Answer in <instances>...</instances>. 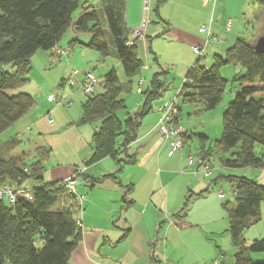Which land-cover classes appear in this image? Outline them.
Listing matches in <instances>:
<instances>
[{"label": "trees", "instance_id": "trees-1", "mask_svg": "<svg viewBox=\"0 0 264 264\" xmlns=\"http://www.w3.org/2000/svg\"><path fill=\"white\" fill-rule=\"evenodd\" d=\"M81 1L0 0V135L34 107L35 101L29 94L16 90L28 82L31 57L37 51L55 48L71 28L72 16ZM164 1L152 0V11L158 18V8ZM256 3L264 9V0H256ZM100 11L106 33L100 28L98 11L86 8L73 27L77 34L89 35V40L86 43L72 40L71 43L96 51L102 57L114 54L126 77L132 78L141 70L142 63L137 57L136 41L131 46L126 45L129 35L125 21L126 0H101ZM198 61L186 72L180 87L181 98L183 103H197L207 111L217 107L225 91L226 81L219 75L220 68L239 65L244 69L238 79L239 91L222 114V133L213 152L222 155L220 163L224 168L263 170L264 161L257 157L253 148L255 145L264 148V55L257 54L254 45L238 39L225 51L223 58H214L210 69L200 67ZM8 65H12L14 73L4 71ZM158 76L153 79L152 90L141 94L145 98L144 107L141 113L128 117L124 133H121L115 114L124 109L118 96L125 89L119 86L114 71L103 77L101 93L86 97L77 123L90 125L94 130L93 154L86 165L105 158H112L119 169L123 163H133L129 158L120 161L118 155L124 150H119L135 140L140 119L149 111L150 102L159 96L162 85ZM201 139L205 143L208 141L204 136ZM238 146L239 151L229 159L223 157ZM211 150L202 151L198 159L213 173L209 163ZM47 155L48 151L42 149L37 161L29 164L22 163L19 158L0 155V184L31 191L29 200L18 197L12 205L0 200V264H68L80 242L82 229L76 220L79 209L76 198L60 182L47 184L43 180L42 162ZM198 169L204 172V167L196 166ZM114 176L104 178L114 179ZM219 180L230 181L234 192L232 207L227 210L226 231L235 250L233 264H264V237L253 240L248 246L243 237L246 230L260 221L264 185L243 177H220ZM25 183L29 185L24 187ZM130 189L127 188V192ZM191 197L185 198L175 216L186 214ZM258 255L262 260L255 262L253 257Z\"/></svg>", "mask_w": 264, "mask_h": 264}, {"label": "crops", "instance_id": "crops-1", "mask_svg": "<svg viewBox=\"0 0 264 264\" xmlns=\"http://www.w3.org/2000/svg\"><path fill=\"white\" fill-rule=\"evenodd\" d=\"M189 1V7L195 11L197 7L195 0ZM199 1L206 9L207 15L198 13L200 20H197L199 18L196 14L192 17L196 19V24L199 26L208 23L211 42L208 39L207 46L209 45L217 54H225V51L238 39L248 42L243 33L247 32L249 24H252L253 28L249 32L253 36L249 44L253 45L264 34V31H258L254 26L260 17L253 12L256 9L249 6L248 0H240L241 7L227 8L228 10L224 9V6L230 0H217L215 3L202 0L204 4L201 0ZM252 4L257 5L256 0H252ZM209 5L213 6L214 13L218 6L219 9L224 10L223 14L221 11L216 13L218 15L216 23L226 18V29H228H225V32L213 26L215 19L208 17L210 11H207V7L209 9ZM129 11L127 10L128 18ZM256 11L262 14L263 20L264 10ZM141 20L142 13L140 18L132 20H127L125 15L126 24H129L130 28L140 25ZM232 21L238 23L240 27L247 26L242 32L238 30L242 29L240 27L237 31H233L230 26ZM73 25L72 21L70 32L68 29L62 38V40L65 38V42L62 43L61 40L55 48L42 52L44 56H41L39 51L33 55L41 57L40 60L43 61L44 67L53 63L58 64L59 67L66 66L61 87L67 85L68 69L75 68L77 64L72 51L73 46L78 44H72L71 41L78 40L79 43H86L89 40V35L77 34ZM255 30H257L256 33ZM149 31L147 27L145 37H148ZM182 31H180L181 37H184ZM196 36H190L191 45H205L206 38ZM136 43H139L137 45L139 47L141 45V50L147 57V41L144 43L140 40ZM193 48L197 47H192L191 52ZM59 51L62 53L59 54ZM216 56L219 57L213 55V60ZM188 69V66H184L183 70L177 71V77L183 81ZM220 77H222L221 74ZM97 78L103 81V78ZM39 87L38 93L35 89L33 91L30 89L16 90V92L30 96L34 94V97L36 95L35 104L23 118L0 135V138L6 135L5 141L0 142V155L6 158H19L22 163H25L29 156L34 157L31 162H36L42 149L48 151L47 157L42 162L43 180L47 184L61 182L72 175L75 169L85 167V172L78 177L79 180L77 179L79 189L77 192L84 198L82 200L84 211L80 216L82 235L68 264H211L214 261H218L217 264H233L235 250L226 232L229 208H227V203L222 204L217 195L210 194L208 191L221 181L219 180L221 176H217L210 184L205 179L202 180L197 183L199 191L191 193L188 189L191 183L182 180L187 179L182 175L188 172L181 170L184 154L170 153V141L164 140L157 128L160 108L153 121L148 120L152 114L151 108L149 109L140 119L135 131V140L119 150L124 151L123 154L118 155V159L120 161L125 158L132 159V164L123 163L119 169L112 158H105L86 165L93 154L91 138L94 130L92 126L78 125L80 117L76 119L67 117L63 121L44 116L45 112L50 113L46 110L51 109L50 104H46L47 96L45 100L43 98L49 86L45 83L39 84ZM179 89L180 87L175 93ZM49 118L52 122H49ZM64 133L67 138L60 139L59 136ZM57 155L60 157L55 165L53 158ZM65 155H68L69 159ZM109 175H115L114 179L104 178ZM174 180L177 182L171 184ZM127 188H131L129 192ZM157 190L161 192V196L155 201L153 195L157 193ZM189 195L192 197L189 199L188 211L184 215L175 216ZM262 207L264 208V202L260 205V213ZM162 209H164L163 213H161ZM174 210L176 212H173ZM263 236L264 231L262 230L254 233L253 238L261 239ZM253 238L251 240H254Z\"/></svg>", "mask_w": 264, "mask_h": 264}, {"label": "rangeland", "instance_id": "rangeland-1", "mask_svg": "<svg viewBox=\"0 0 264 264\" xmlns=\"http://www.w3.org/2000/svg\"><path fill=\"white\" fill-rule=\"evenodd\" d=\"M100 2L101 0H82L79 4L78 9L73 14L71 20L75 23L77 18L82 14V11L86 8H88V10L98 11L97 13L100 16V28L103 30V32L106 33V23L104 22L102 12L100 11ZM189 2V0H165L158 8L159 18L153 14L152 7L150 8V10H148L147 17L149 16L150 18L148 19L149 22L147 27L150 30V33L148 34V37H145V41H148L147 57L146 54L141 50V45L140 47L138 46L137 57L142 63V68L132 78L126 77L121 65L118 63V60L114 54L110 53L107 57H102L98 52L90 50L82 45L78 44L73 46L74 50L72 51V54L77 64L74 66L75 68L68 69V73L66 74L67 78L72 76L76 79V81L80 82L85 73L92 72L96 77L102 79L106 73H108L109 71H114L118 78L119 86L125 89L121 90L118 96V99L123 101L124 109L117 111V113L115 114L116 119L120 124L121 133L125 132V122L128 120V117L141 113L145 101L144 95L141 94L152 90V82L157 75H159L157 78L162 85V89L159 96L149 104V108H151L152 114H150L148 120L152 121L155 119L156 114H158V108L164 107L163 105H165V103L167 104L168 101H171L178 96V92L175 93V91L182 86V80L177 77V71L183 70L184 66H188L190 68L192 64H194L198 59V65L200 67L210 69L214 64L213 55L224 57V54H217L211 47H209V45L207 46L208 48L206 47L203 50L201 55L191 52L192 47L202 48L204 45H191L192 40H190V36H196L197 32V36H203V38H207V33H203L198 30L201 27L208 28L209 26L208 23H203V26H199L198 24H196V19L192 17L193 14H196L197 18H199L197 20H200V17H198V13L205 16L207 15L206 9L200 3V1L195 0L197 6L195 11L189 7ZM248 2L249 6H253V8H255L256 10H264L258 5H253L252 0H248ZM212 7L210 5L209 9L207 7V11H210V15H208L209 19L211 17L215 19V23L213 26L217 27L219 31L223 30L225 32L228 29H226V18H224L222 22L216 23L218 18V15L216 13H219L221 11V14H223L224 10L222 8L219 9L218 6L216 13H214ZM236 7H241L240 0H230L225 4L224 9H235ZM127 10L129 11V18L127 15ZM256 10L253 12H256L257 16L260 17V20H257V23L254 24V26L256 29H258V31H264V19L262 20V14H259V11ZM141 13L142 0L126 1L125 15L127 20L140 18ZM179 17L183 21L179 19ZM233 23L234 21L230 22V26L232 27L233 31H237L240 25L238 23ZM128 25L127 27H129ZM245 27L242 25L240 27L242 29L238 30L242 32L245 30ZM70 30L71 29H69L68 32H70ZM181 30H183L182 33L184 34V37H181ZM252 30V24H249V26H247V32L243 33L245 35V39L248 42H251V40L253 39V36L249 34V32ZM256 31L257 30H255V33ZM261 37H264V34H262L259 38ZM63 42H65V38L62 40V43ZM256 42L253 45H255ZM136 45H139V43H136ZM42 52L44 53V51H39L40 55L44 56ZM36 56H32V59H30L28 82L20 85L17 90L21 89L23 91L25 89H30L31 91H33L35 89V92L38 93V91L40 90L39 84L42 85L46 83L49 88L48 91L44 92L43 98L45 100L47 96L46 104L48 105L49 103V106H51V109L53 110L51 111V109H47L46 111H49L50 113L46 114L45 112L44 116H50L52 119H60L63 121L67 119V117L69 119H76L78 117H81V106L86 101L87 96L78 89V86L69 88L68 85H64L63 87H61V83L63 81L62 79L64 77L63 72L66 66L62 65L61 67H59L58 64L53 63L49 66L44 67L43 61L40 60L41 57L39 55L37 57ZM62 63L64 64L63 60ZM4 71L12 74L15 70L12 65H8L5 67ZM219 71V75H222L223 78H221L226 81V85L221 100L215 109L207 111L203 108L202 105H199L197 103H183L181 95L180 98H178L181 109L179 114L177 115V121L175 120L176 122L174 123L184 128L185 135L183 138L184 145L182 150L175 153L176 155L183 153L185 156L182 161H186V163L182 162L183 166H181V170L188 171L187 173L182 175V177H186L187 179H181L187 180L191 183L190 187L188 188L191 193H196L199 191L197 189V183L205 179V181L210 184V182L217 176H221L223 178L231 177V179L243 177L250 179L258 184L264 185V169H253L249 167L239 170L227 169L224 168L220 163L222 155L213 152L215 142L220 139L222 133V114L226 110L228 104L238 93V79L244 74V69L239 65H225L221 67ZM66 77L64 79H66ZM139 81L143 82V85L140 87V94L138 93L137 85ZM101 82L102 84L96 87V94L102 92L103 88L101 87L103 86V81ZM33 95H31V97H33V99H36V95L35 97ZM51 95L55 96L56 100L59 102L58 105H55L52 102L50 98ZM201 136L208 137V141L205 143L201 139ZM65 137V133L62 134V136H59L60 139H64ZM5 139L6 135L0 138V142L5 141ZM209 148L212 149L211 153L209 154V163L213 166V173L210 178H205L201 169H198L196 171L194 170L196 169V165H194L193 167L187 166V159L191 158L196 163L198 155L202 151L207 152ZM238 151L239 146L232 151L224 154L223 157L225 159H229L233 153H237ZM253 152L257 155V157L264 161V148L255 145L253 148ZM59 157L60 156L57 155L55 156V158H53V164L56 165L58 163ZM65 157L69 159L68 155H65ZM33 160L34 157L29 156L28 160L25 161V164H29ZM174 182H177V180H174L171 184H173ZM178 182L180 183V179ZM89 184L90 183L88 182V185ZM28 185V183L23 184L24 187H27ZM215 185L212 186L211 190H209L210 194L213 193L217 195V193H223L225 198L221 199L222 204L227 203V208L232 207L234 193L232 189V183L230 181L222 180L220 182H217V184ZM76 188V192L79 191L77 185ZM30 196L31 195H29V197ZM153 196L156 201L160 198L161 192L157 190V193ZM77 211L78 212L76 220L80 219V216H82L84 210L82 208V210L79 211V209H77ZM163 212L164 209H162L161 213ZM173 212H176V210H174ZM262 230L264 231L263 207L260 213L259 223L244 232L243 237L245 240V245H250V243L253 241L251 239L254 237V233L261 232ZM253 239L255 240L256 238ZM253 259L255 262H259L262 260V256L258 255L253 257ZM211 264H214V262Z\"/></svg>", "mask_w": 264, "mask_h": 264}, {"label": "built area", "instance_id": "built-area-1", "mask_svg": "<svg viewBox=\"0 0 264 264\" xmlns=\"http://www.w3.org/2000/svg\"><path fill=\"white\" fill-rule=\"evenodd\" d=\"M207 2L215 3L217 0H205ZM152 7V0H142V20L140 25H138L135 28H128L129 29V35L127 37L126 45L131 46L134 44L135 41L143 40L145 41V31L147 30L148 26V17L147 12ZM199 31L203 33H207V38L205 45L201 48H193L192 52L194 54H202L203 50L207 47V41L210 38V27L205 28L201 27ZM62 53L59 51V54ZM184 80L182 81L183 84ZM67 85L70 88H73L75 86H78L79 90L83 92L86 96H92L96 94V87L100 86L102 84L101 80H99L95 75H93L92 72H87L83 75L80 82L76 81V79L72 76H70L67 81ZM138 85V93H141L140 87L143 85L142 81H139L137 83ZM181 95V90H178V96L174 99H172L167 105L160 108V119L157 125V128L159 130V133L161 137L164 140L170 141V153H175L182 150L183 143H182V136L185 134L184 128L182 126L176 125L174 122L177 118V115L180 112L181 106L179 104L178 98ZM52 102L55 105H58L59 102L56 100L55 96H50ZM49 122H52V119L49 118ZM187 165L188 166H199L204 167V177L208 178L212 175V172L210 168L205 165L201 160L197 159L196 163L193 161V159L188 158L187 159ZM85 167H79L75 169L74 173L67 178L63 179L61 181V184L63 187L67 190V192L71 195H73L76 198V202L78 204L79 210H82V200L83 197L79 196L76 192V185H77V179L79 176H81L85 172ZM30 189L27 190H21L15 188L13 185L10 184H0V200H5L8 205H12L15 203L16 199L18 197L30 199ZM29 197V198H28ZM217 197L219 199H223L224 195L223 193H217ZM77 224L81 228V221L78 219ZM218 261H214V264H217Z\"/></svg>", "mask_w": 264, "mask_h": 264}, {"label": "water", "instance_id": "water-1", "mask_svg": "<svg viewBox=\"0 0 264 264\" xmlns=\"http://www.w3.org/2000/svg\"><path fill=\"white\" fill-rule=\"evenodd\" d=\"M254 51L257 54L264 55V37H261L257 40L256 44L254 45Z\"/></svg>", "mask_w": 264, "mask_h": 264}, {"label": "bare ground", "instance_id": "bare-ground-1", "mask_svg": "<svg viewBox=\"0 0 264 264\" xmlns=\"http://www.w3.org/2000/svg\"><path fill=\"white\" fill-rule=\"evenodd\" d=\"M74 173V172H73Z\"/></svg>", "mask_w": 264, "mask_h": 264}]
</instances>
